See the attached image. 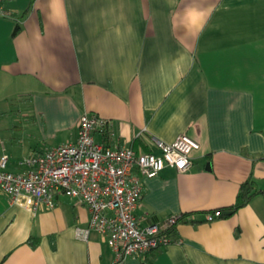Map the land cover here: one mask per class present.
<instances>
[{"label":"crops","instance_id":"0c3cea01","mask_svg":"<svg viewBox=\"0 0 264 264\" xmlns=\"http://www.w3.org/2000/svg\"><path fill=\"white\" fill-rule=\"evenodd\" d=\"M0 16V86L29 100L0 111V161L77 139V122H108L94 140L160 154L156 140L199 143L185 172L143 178L142 225L183 216L174 240L120 264H264V196L228 209L240 185L264 189V0H9ZM35 85L34 89L31 88ZM90 211L58 196L36 213L0 190V264H114ZM34 240L36 246H31Z\"/></svg>","mask_w":264,"mask_h":264},{"label":"built area","instance_id":"2783aa9c","mask_svg":"<svg viewBox=\"0 0 264 264\" xmlns=\"http://www.w3.org/2000/svg\"><path fill=\"white\" fill-rule=\"evenodd\" d=\"M8 1L0 0V16L6 15ZM77 130L74 143L24 157L19 172L7 171V156L1 159L0 190L9 202L33 213L43 206L53 208L58 196L86 205L90 222L85 229L77 228V235L86 240L94 230L106 237L114 252V264L173 243L170 231L182 216L142 225L135 215L143 193L142 179L157 176L167 166L178 172L189 170L198 141L183 133L171 143L156 140L158 155L136 154L131 148L95 142L96 130H108V122L95 114H82ZM222 215L216 210L206 215V221Z\"/></svg>","mask_w":264,"mask_h":264},{"label":"trees","instance_id":"16d2710c","mask_svg":"<svg viewBox=\"0 0 264 264\" xmlns=\"http://www.w3.org/2000/svg\"><path fill=\"white\" fill-rule=\"evenodd\" d=\"M259 194L264 196V189H262L259 186L258 182L255 179L249 178L248 180L244 181L240 185L237 196H236V200L231 206L228 207V209H230L232 212H235L239 210L240 208L249 204L251 199L255 195H259ZM183 218H184V215L181 217V219ZM173 230L174 228H172L170 233H172ZM29 243L33 247L36 246V242H34V240L32 239Z\"/></svg>","mask_w":264,"mask_h":264},{"label":"rangeland","instance_id":"374dc122","mask_svg":"<svg viewBox=\"0 0 264 264\" xmlns=\"http://www.w3.org/2000/svg\"><path fill=\"white\" fill-rule=\"evenodd\" d=\"M37 86H35L34 84L31 86V88H35ZM9 91L8 86L4 87V86H0V111L4 110V109H9V110H14L17 111L19 109H24L25 107H27V105H29V100L28 99H20V100H12L9 98H5L7 96V92Z\"/></svg>","mask_w":264,"mask_h":264},{"label":"water","instance_id":"95a60500","mask_svg":"<svg viewBox=\"0 0 264 264\" xmlns=\"http://www.w3.org/2000/svg\"><path fill=\"white\" fill-rule=\"evenodd\" d=\"M231 213H232L231 210H227V211H224V212H223V215H229V214H231Z\"/></svg>","mask_w":264,"mask_h":264}]
</instances>
